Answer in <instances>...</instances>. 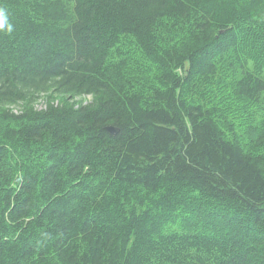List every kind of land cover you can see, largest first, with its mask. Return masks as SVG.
<instances>
[{
    "label": "trees",
    "instance_id": "16d2710c",
    "mask_svg": "<svg viewBox=\"0 0 264 264\" xmlns=\"http://www.w3.org/2000/svg\"><path fill=\"white\" fill-rule=\"evenodd\" d=\"M0 8V264H264V0Z\"/></svg>",
    "mask_w": 264,
    "mask_h": 264
},
{
    "label": "rangeland",
    "instance_id": "374dc122",
    "mask_svg": "<svg viewBox=\"0 0 264 264\" xmlns=\"http://www.w3.org/2000/svg\"><path fill=\"white\" fill-rule=\"evenodd\" d=\"M138 53H140V52L138 51ZM85 101H87V102H85ZM46 102H47L46 100L42 99L37 104L36 109L39 111L45 109ZM91 102H92V98L90 96H87L84 98H77L75 100V103H79V104L82 103L84 105H91L92 104ZM255 117L258 118L257 115ZM228 124H229V118H228V116H226L223 123H222V126L224 127ZM243 126L244 125H242V127ZM243 129H244V127H243ZM239 131H240L239 129L237 131H233V135L235 136V141L239 142L240 140H242V142L240 141L241 143H243V142L246 143L247 137L245 136L244 133H240ZM86 187L88 188L87 184H86ZM110 189L113 191L115 189V187L110 186ZM88 192H89L88 190L85 191V193H88ZM185 204L188 206L193 205V204L189 203V201H186ZM189 212H187V213H189ZM172 216H173L172 212H166L160 219H156L154 221H149L148 223L147 222L143 223L145 225H142V228H140V229L138 228V230L141 234H144L145 237L150 238V240H149V242H150L154 237L160 235L163 232L164 228L166 227L164 225L166 224L167 220L172 219ZM185 220L186 219H181V221H185ZM202 224L203 223L201 221H198L199 226H201Z\"/></svg>",
    "mask_w": 264,
    "mask_h": 264
},
{
    "label": "clouds",
    "instance_id": "9594fccd",
    "mask_svg": "<svg viewBox=\"0 0 264 264\" xmlns=\"http://www.w3.org/2000/svg\"><path fill=\"white\" fill-rule=\"evenodd\" d=\"M12 31L13 25L9 22L7 11L0 8V32L11 33Z\"/></svg>",
    "mask_w": 264,
    "mask_h": 264
},
{
    "label": "water",
    "instance_id": "95a60500",
    "mask_svg": "<svg viewBox=\"0 0 264 264\" xmlns=\"http://www.w3.org/2000/svg\"><path fill=\"white\" fill-rule=\"evenodd\" d=\"M106 131L112 135V136H115L118 132V129H116L115 127H112V126H109L106 128Z\"/></svg>",
    "mask_w": 264,
    "mask_h": 264
}]
</instances>
